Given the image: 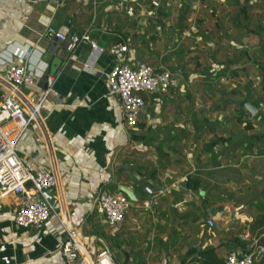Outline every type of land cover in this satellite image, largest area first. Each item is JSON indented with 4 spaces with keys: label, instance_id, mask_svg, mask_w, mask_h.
Returning <instances> with one entry per match:
<instances>
[{
    "label": "crops",
    "instance_id": "0c3cea01",
    "mask_svg": "<svg viewBox=\"0 0 264 264\" xmlns=\"http://www.w3.org/2000/svg\"><path fill=\"white\" fill-rule=\"evenodd\" d=\"M153 1L0 0V74L3 62L23 63L32 47V67L54 77L42 124L30 125L17 155L37 168L55 161L63 204L93 256L106 251L116 264H225L237 252L264 264V0ZM49 28L59 35L50 37ZM84 35L99 50L90 70L92 44L71 52L66 45ZM115 45L127 52L111 54ZM122 61L176 78L168 93L144 94L134 128L121 102L107 96ZM46 89L42 78L21 91L37 104ZM121 187L136 201L128 197L124 221L110 227L95 199ZM147 187L165 194L152 198ZM23 202L4 200L0 264H70L56 217L41 230L16 225Z\"/></svg>",
    "mask_w": 264,
    "mask_h": 264
},
{
    "label": "built area",
    "instance_id": "2783aa9c",
    "mask_svg": "<svg viewBox=\"0 0 264 264\" xmlns=\"http://www.w3.org/2000/svg\"><path fill=\"white\" fill-rule=\"evenodd\" d=\"M38 3L41 0H30ZM59 1V0H55ZM65 1V0H63ZM153 5L158 7L159 1L154 0ZM50 37L57 36L54 28H49ZM64 40V37H61ZM92 44L91 59L85 64L86 70L91 69V60L98 55L97 45L88 35L81 39L74 37L67 45V50L72 51L81 42ZM127 52V47L115 45L110 53L122 56ZM34 53L32 47H27L21 54L23 63L8 59L5 75L0 74V212L4 207V200L10 195L23 197V205L14 213V221L22 228L44 229L51 217H56L67 232L65 241L61 246V254L70 264H116L113 257L106 251L96 256L86 249L80 230L77 229L64 206L60 192V177L55 161L51 160L49 169L28 166L17 155V146L33 122L42 124L40 110L47 96L54 93V77L46 72H36L30 64ZM46 79L47 89L45 97L37 104L30 101L21 91L23 86H32L37 79ZM175 75L170 71H159L148 63L138 62L134 66L123 61L116 64L109 75L108 98L119 100L124 111V119L128 128L138 124L147 103L144 94L160 92L168 93L175 84ZM51 148V139L48 137ZM152 197L164 195L165 190L154 192L146 188ZM131 202L123 192L112 193L100 190L95 199V207L110 227L121 224L130 208ZM214 221H209V226L214 227ZM253 253H231L225 264H255Z\"/></svg>",
    "mask_w": 264,
    "mask_h": 264
},
{
    "label": "water",
    "instance_id": "95a60500",
    "mask_svg": "<svg viewBox=\"0 0 264 264\" xmlns=\"http://www.w3.org/2000/svg\"><path fill=\"white\" fill-rule=\"evenodd\" d=\"M61 63H62V60H60V59H59V61H55V63H54V67H52V69H51V74H52V75L55 74V72H56L55 70H57L56 67H57V66H60ZM246 104H247V103H245L244 105H246ZM246 106H247V105H246ZM247 109L251 112V117L254 116V113H255L256 110H257V108L254 107V106H252V105H250L249 107H247ZM121 191H122L124 194H126L131 200L136 201V197L134 196V193H133L131 190L127 189L126 187H121ZM259 256H260V255H259Z\"/></svg>",
    "mask_w": 264,
    "mask_h": 264
}]
</instances>
